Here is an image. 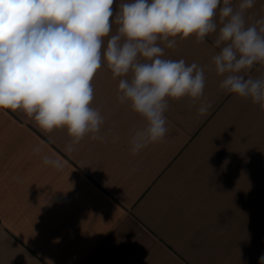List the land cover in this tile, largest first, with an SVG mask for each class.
<instances>
[{"label":"crops","instance_id":"1","mask_svg":"<svg viewBox=\"0 0 264 264\" xmlns=\"http://www.w3.org/2000/svg\"><path fill=\"white\" fill-rule=\"evenodd\" d=\"M125 2L114 0L112 19ZM261 16L264 0H255L247 22ZM215 38L169 37L173 48L157 41L162 58L202 67L205 88L195 102L169 99L165 137L135 155L130 140L146 122L119 102L125 77L104 60L90 105L103 117L102 139L88 134L65 151L66 128L46 133L23 111L0 109V264H259L264 111L220 88ZM261 74L258 62L246 76ZM202 102L211 104L205 116Z\"/></svg>","mask_w":264,"mask_h":264},{"label":"clouds","instance_id":"2","mask_svg":"<svg viewBox=\"0 0 264 264\" xmlns=\"http://www.w3.org/2000/svg\"><path fill=\"white\" fill-rule=\"evenodd\" d=\"M0 0V109L21 110L46 133L66 128L72 144L97 134L104 123L91 107L93 78L102 60L120 79L118 99L144 118L146 126L130 140L132 155L161 141L168 129V100L202 97L204 69L183 59L162 58L175 39L195 35L201 43L215 34L219 51L212 57L220 88L251 98L264 111V74L246 76L264 64V16L248 23L255 0ZM115 34H111L113 25ZM107 42L105 45V39ZM103 49V51H102ZM210 103L202 102L205 116ZM40 149H34L39 153ZM45 165L62 168L59 159ZM225 226V225H224ZM264 264V255L259 258Z\"/></svg>","mask_w":264,"mask_h":264}]
</instances>
